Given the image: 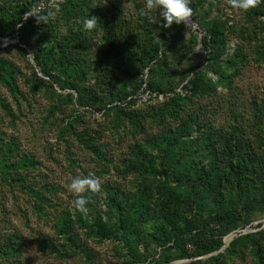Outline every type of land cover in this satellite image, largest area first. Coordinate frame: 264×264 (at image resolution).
Masks as SVG:
<instances>
[{
	"label": "rangeland",
	"instance_id": "rangeland-1",
	"mask_svg": "<svg viewBox=\"0 0 264 264\" xmlns=\"http://www.w3.org/2000/svg\"><path fill=\"white\" fill-rule=\"evenodd\" d=\"M145 3L146 0H95L93 4L108 17L116 8L128 22H140L144 27L167 30L174 38L180 37V47L163 57L160 65L144 71L130 62L113 65L117 83L129 91L135 89L127 103L115 101L105 107L93 102L88 90L80 94V90L71 89L70 79L46 76L37 65L33 48L20 44L18 37L0 38V143L5 145L4 152H0V239L5 241V235L15 234L22 247L23 264H155L166 257L180 256L173 242L161 247L152 241V236L147 240L150 244L138 248L146 261H138L137 251L125 250L126 245L120 242L122 234L117 232V218L110 215L108 184L118 183L134 192L139 187L149 191L153 185L154 196L159 184H167L163 172L166 162L160 159L153 138L160 140L169 124L162 113L164 107L173 97L184 99L183 86L195 70L208 63L211 46L206 45L205 38L214 27L225 32L226 53L240 50L243 54L240 75L234 80L233 90L220 87L211 98L187 99L186 106L199 113L207 112L205 115L209 111L208 116L224 126L235 123V131L243 130L254 141L260 134L253 102H264V2L243 12L231 8L226 0H191L193 16L188 27L174 23L170 28H163L165 21L159 11L148 12ZM101 47H107V43ZM101 51L98 48L103 60ZM127 72L132 77H125ZM209 76L217 82L215 74ZM154 80L168 91L174 85L176 91L155 92L149 87ZM197 136L195 132L192 137L193 151H201L202 140ZM135 160L150 167L155 162L153 184L147 176L126 174L128 162ZM89 173L100 178L102 190L96 195L85 194L94 198V204L91 207L89 203L87 214L81 215L73 207L75 197L67 186L72 178ZM17 175L25 178L26 186L34 191L17 186L13 181ZM262 187L263 191L255 196L258 198L253 211L223 237L220 250L197 258L176 259L170 264H194L197 260L202 264H260L256 252L264 250ZM232 201L241 208L245 199L234 191ZM210 211L206 209L204 216ZM95 217L111 227L102 229ZM63 219L72 222L74 241L63 233ZM219 234V229L211 226L202 237L218 241ZM233 241L237 242L234 246ZM145 247L148 252H144ZM194 250L189 248L188 253Z\"/></svg>",
	"mask_w": 264,
	"mask_h": 264
},
{
	"label": "trees",
	"instance_id": "trees-1",
	"mask_svg": "<svg viewBox=\"0 0 264 264\" xmlns=\"http://www.w3.org/2000/svg\"><path fill=\"white\" fill-rule=\"evenodd\" d=\"M94 3L95 0H0V38L18 37L20 44L33 48L37 65L46 76L70 79V88L80 90V94L90 91L87 94L93 102L105 107L115 101L127 103L131 94L136 93L134 86V90L129 91L118 84L115 70L111 69L113 65L120 61L130 62L138 64L142 71L160 65L163 57L180 47V37L174 38L167 30L144 27L140 22H128L116 8L108 17L105 12L96 10ZM57 6L59 13L47 24H38L34 16L25 19L29 10L46 14ZM90 16H96L99 23L91 32L83 28V20ZM105 42L107 47H101ZM205 43L211 46L208 63L203 69L195 70L183 86L186 97H173L164 107L162 113L169 124L160 140L153 138L160 159L166 162L163 172L167 184L157 186V196L153 194V185L149 191L139 187L134 192L123 189L118 183L108 184L110 215L117 218L115 224L117 232L122 234L120 242L126 245L125 250L141 254L139 246L150 244L147 240L152 236L158 246L165 247L173 242L181 252L177 258L166 257L155 264H170L176 259L197 258L220 250L223 237L238 227L244 215L253 211L258 198L255 196L263 191L264 102H253L254 119L261 127L256 141L243 130L235 131V123L224 126L225 123L212 120L209 111L205 115L207 112L199 113L186 106L187 99L211 98L220 87L233 90L234 80L240 75L243 54L240 50L226 53L225 32L221 28L210 29ZM98 48L99 52L102 49L103 60ZM210 73L218 77L217 82ZM125 77L132 75L127 72ZM149 87L158 93L176 91L174 85L168 91L156 80L150 82ZM195 132L202 140L201 151L192 150ZM4 147L0 143L1 153ZM95 152L100 154V150L95 149ZM154 161L151 167L140 160L128 162L126 174L147 176L153 184L154 174H157ZM13 181L25 191H34L26 186L25 178L17 175ZM234 191L245 199L241 208L232 201ZM93 204L91 197V207ZM206 209H211L208 216H204ZM94 219L102 229L111 227L100 217ZM63 220V233L74 241L72 222ZM211 226L219 229L218 241L202 237ZM147 228L152 230L148 232ZM4 237L5 241L0 239V264H23L22 247L15 234ZM236 243L233 241L231 245ZM192 247L195 250L189 254L188 249ZM144 249L148 252L146 247ZM256 255L260 264H264V250L260 248ZM146 259L139 255L138 261ZM193 263L202 264L201 260Z\"/></svg>",
	"mask_w": 264,
	"mask_h": 264
},
{
	"label": "clouds",
	"instance_id": "clouds-1",
	"mask_svg": "<svg viewBox=\"0 0 264 264\" xmlns=\"http://www.w3.org/2000/svg\"><path fill=\"white\" fill-rule=\"evenodd\" d=\"M264 0H226L227 5L233 9L248 12L251 9L257 8ZM191 0H146L145 7L148 12L153 10L159 11V16L163 18V28H170L174 23L179 25L184 23L189 25L193 16V9L190 7ZM60 9L57 6L55 10H49L46 14L33 13L29 10L25 15V19L29 16H34L38 24H47L50 19H54ZM146 14V13H144ZM99 26L98 18L90 16L83 20V28L86 31L96 30ZM102 190V183L99 177L94 173H89L86 177H74L67 186V191L70 192L75 199L73 207L81 215H86L88 212L87 205L91 202V197L86 196V193L92 195L99 194Z\"/></svg>",
	"mask_w": 264,
	"mask_h": 264
},
{
	"label": "bare ground",
	"instance_id": "bare-ground-1",
	"mask_svg": "<svg viewBox=\"0 0 264 264\" xmlns=\"http://www.w3.org/2000/svg\"><path fill=\"white\" fill-rule=\"evenodd\" d=\"M230 240V237L228 239H226V242H228Z\"/></svg>",
	"mask_w": 264,
	"mask_h": 264
},
{
	"label": "water",
	"instance_id": "water-1",
	"mask_svg": "<svg viewBox=\"0 0 264 264\" xmlns=\"http://www.w3.org/2000/svg\"><path fill=\"white\" fill-rule=\"evenodd\" d=\"M232 240H233V238H232ZM230 242H231V241H230ZM228 244H229V243H228ZM228 244H227V245H228Z\"/></svg>",
	"mask_w": 264,
	"mask_h": 264
}]
</instances>
